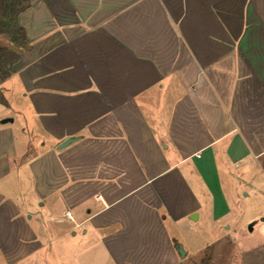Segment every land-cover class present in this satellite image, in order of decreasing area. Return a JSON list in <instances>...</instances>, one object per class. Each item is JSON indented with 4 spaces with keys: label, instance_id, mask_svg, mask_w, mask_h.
Wrapping results in <instances>:
<instances>
[{
    "label": "crops",
    "instance_id": "0c3cea01",
    "mask_svg": "<svg viewBox=\"0 0 264 264\" xmlns=\"http://www.w3.org/2000/svg\"><path fill=\"white\" fill-rule=\"evenodd\" d=\"M28 1L26 45L0 35L19 55L0 72V264H184L176 245L201 255L243 217L252 235L264 0ZM255 240L244 264H264Z\"/></svg>",
    "mask_w": 264,
    "mask_h": 264
},
{
    "label": "rangeland",
    "instance_id": "374dc122",
    "mask_svg": "<svg viewBox=\"0 0 264 264\" xmlns=\"http://www.w3.org/2000/svg\"><path fill=\"white\" fill-rule=\"evenodd\" d=\"M243 217V224L241 229L235 231L236 235L232 236L229 231L219 230L212 233L205 238L209 242L210 248L204 251L203 254H193V250L188 245H184V251L189 252V256L184 260V264H244L241 259V253L253 243V240H260L264 236L262 227L263 222L260 221L256 225L255 232L249 234L248 223L245 228ZM231 235V237H229ZM255 240V241H256ZM216 241V242H215ZM216 243V244H215Z\"/></svg>",
    "mask_w": 264,
    "mask_h": 264
},
{
    "label": "trees",
    "instance_id": "16d2710c",
    "mask_svg": "<svg viewBox=\"0 0 264 264\" xmlns=\"http://www.w3.org/2000/svg\"><path fill=\"white\" fill-rule=\"evenodd\" d=\"M28 7V0H2L0 35L7 37L14 45L24 46L27 43L24 30L18 26V18ZM18 60V54L0 45V72L4 78L11 76L12 67Z\"/></svg>",
    "mask_w": 264,
    "mask_h": 264
},
{
    "label": "water",
    "instance_id": "95a60500",
    "mask_svg": "<svg viewBox=\"0 0 264 264\" xmlns=\"http://www.w3.org/2000/svg\"><path fill=\"white\" fill-rule=\"evenodd\" d=\"M2 122H3V123H8V122H12V120H11V119H5V120H3ZM76 140H77V138H70V139H67L66 141H64V142L60 145V149L66 148V147L69 146L70 144L74 143ZM260 221L264 223V218H262ZM255 224H256L255 222H253V223L250 224V226H249V231H250V232L253 231V227H254ZM176 249H177V251H178L180 257H181L182 259H185L186 256H187V253L184 251L182 245H176Z\"/></svg>",
    "mask_w": 264,
    "mask_h": 264
},
{
    "label": "built area",
    "instance_id": "2783aa9c",
    "mask_svg": "<svg viewBox=\"0 0 264 264\" xmlns=\"http://www.w3.org/2000/svg\"><path fill=\"white\" fill-rule=\"evenodd\" d=\"M66 216L67 218L72 219L70 212H67Z\"/></svg>",
    "mask_w": 264,
    "mask_h": 264
}]
</instances>
